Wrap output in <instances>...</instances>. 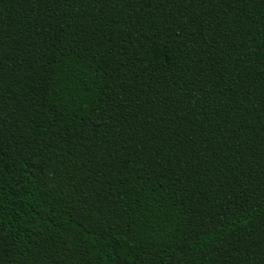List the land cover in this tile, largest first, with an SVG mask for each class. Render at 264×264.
I'll use <instances>...</instances> for the list:
<instances>
[{"label": "trees", "instance_id": "obj_1", "mask_svg": "<svg viewBox=\"0 0 264 264\" xmlns=\"http://www.w3.org/2000/svg\"><path fill=\"white\" fill-rule=\"evenodd\" d=\"M0 264H264V0H0Z\"/></svg>", "mask_w": 264, "mask_h": 264}]
</instances>
